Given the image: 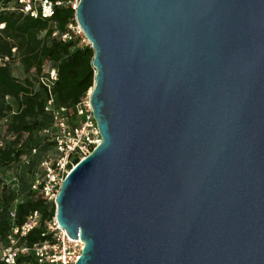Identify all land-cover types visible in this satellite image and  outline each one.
<instances>
[{
  "label": "water",
  "instance_id": "1",
  "mask_svg": "<svg viewBox=\"0 0 264 264\" xmlns=\"http://www.w3.org/2000/svg\"><path fill=\"white\" fill-rule=\"evenodd\" d=\"M101 143L56 220L76 264H264V0H80Z\"/></svg>",
  "mask_w": 264,
  "mask_h": 264
},
{
  "label": "trees",
  "instance_id": "2",
  "mask_svg": "<svg viewBox=\"0 0 264 264\" xmlns=\"http://www.w3.org/2000/svg\"><path fill=\"white\" fill-rule=\"evenodd\" d=\"M54 2L62 0H51ZM16 0H0V123L8 118L7 132L14 139L0 143V170L21 160L32 152L36 157L28 160V172L32 173L43 153L53 150L57 158L53 134L57 131L54 109L66 108L71 125L79 121L75 113L76 105L94 86V50L82 45V39L75 37L63 41L69 24L75 23L76 11L71 7L58 6L52 18H35L25 15ZM55 33H57L55 35ZM16 48V52L13 49ZM8 58V60H6ZM20 58L26 73L34 71V79L19 80L13 75L11 63ZM47 65L56 68L58 79L49 88L42 82ZM8 97V99H7ZM53 99L52 110H47ZM12 102L16 104V110ZM73 112L70 116L69 113ZM49 131V133H47ZM40 133H43L40 136ZM1 140V136H0ZM46 162V161H45ZM45 168L41 178L45 175ZM31 179L18 177L11 183L0 177V244L7 243L8 235L16 224L22 226L28 216L39 211L40 226L20 240L28 246L53 240L48 224L56 216V205L46 199L40 191L32 188L39 178L31 174ZM24 197L19 200V192ZM16 209V219L10 217V210ZM21 264H39L33 255L22 257Z\"/></svg>",
  "mask_w": 264,
  "mask_h": 264
},
{
  "label": "built area",
  "instance_id": "3",
  "mask_svg": "<svg viewBox=\"0 0 264 264\" xmlns=\"http://www.w3.org/2000/svg\"><path fill=\"white\" fill-rule=\"evenodd\" d=\"M16 1L20 4L19 9L25 15L35 18L41 16L48 19L54 16L56 7H71L76 11L80 3V0H62L57 2L51 0ZM5 26V23H1L0 31L4 30ZM68 27V32L62 35L63 41H70L75 37H80L82 45L91 47L83 29L76 20V16L75 23H70ZM13 52H16V48L13 49ZM2 62L3 59L0 57V63ZM44 75L41 78L42 82L51 88L58 79L56 68L47 65L44 69ZM53 103L54 100L51 99L48 102L47 110H52ZM67 112L69 110L66 108L53 110L57 127V131L53 134L57 158L55 161L43 163L46 170L45 175L41 179H37L32 186L34 190L40 191L46 199L55 205L66 176L77 163L90 155L102 141L98 124L93 114L90 92L76 105L75 113L79 117V121L76 124L71 125L69 123V117L64 116ZM72 113L70 112L69 115L71 116ZM10 217L12 220L16 219L15 208L10 210ZM41 218V213L35 211L28 216L27 221L22 226L16 224L13 226L11 233L8 235L7 243L0 244V264H21L20 259L29 255H33L39 264H76L78 262L85 243L80 237L79 240L70 238L68 233L59 226L56 217L48 224L53 240H47L33 246L20 243L22 238L40 226Z\"/></svg>",
  "mask_w": 264,
  "mask_h": 264
},
{
  "label": "rangeland",
  "instance_id": "4",
  "mask_svg": "<svg viewBox=\"0 0 264 264\" xmlns=\"http://www.w3.org/2000/svg\"><path fill=\"white\" fill-rule=\"evenodd\" d=\"M11 67H12L13 75L17 77L19 80L24 81L26 78L34 79V71L30 73H26L20 58H17L14 61H12ZM12 105L14 106V110H16V104L12 102ZM7 123H8V118H5L0 123V136H1L0 143L10 142L14 139V137H12V134L7 132ZM41 135L43 137L44 134L40 133V136ZM30 157L33 160V158L36 157V153L32 152L31 155L26 154L21 157L20 161H17L12 165L3 168L2 170H0V177L7 183L16 181V179L20 176L25 177L27 180H30L32 177L31 176L32 173L34 174L35 177L41 179V176L45 168L43 163L45 161L50 162L52 158L55 157V152L53 150H49L43 153L40 160L37 159V165H35V167L33 168L32 173L28 172V160ZM19 195H20L19 200L21 201L25 194L22 190H20ZM4 243H5L4 241L1 242V244Z\"/></svg>",
  "mask_w": 264,
  "mask_h": 264
}]
</instances>
